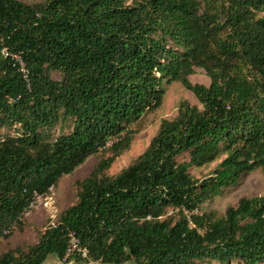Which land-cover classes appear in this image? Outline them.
Listing matches in <instances>:
<instances>
[{
  "label": "trees",
  "instance_id": "16d2710c",
  "mask_svg": "<svg viewBox=\"0 0 264 264\" xmlns=\"http://www.w3.org/2000/svg\"><path fill=\"white\" fill-rule=\"evenodd\" d=\"M260 13L264 0H0V51L18 54L28 71L25 79L0 54V240L36 195L112 141L75 181L76 201L37 243L1 253L0 264L60 261L69 230L87 248L86 263H264V194L222 217L197 212L264 166ZM194 68L208 85L189 80ZM173 81L199 105L181 101L147 148L107 176L130 146V126ZM217 160L204 179L189 172Z\"/></svg>",
  "mask_w": 264,
  "mask_h": 264
},
{
  "label": "rangeland",
  "instance_id": "374dc122",
  "mask_svg": "<svg viewBox=\"0 0 264 264\" xmlns=\"http://www.w3.org/2000/svg\"><path fill=\"white\" fill-rule=\"evenodd\" d=\"M27 4L41 2L42 0H21ZM260 16L264 13H260ZM54 79L59 78L57 72L52 73ZM189 80L192 83L209 84V77L201 68H194V72L189 75ZM164 95L161 104L152 110H148L144 115L130 127L135 131L131 135V143L127 150L123 151L115 158L111 166L107 169V176H115L123 168L127 167L139 154H141L148 146L151 138L157 132L160 122L163 119L174 118L177 114L178 105L181 101H187L190 104L199 105L197 99L192 92L185 89L181 83L173 81L164 83ZM57 130L53 131L55 135ZM112 144L109 141L105 149L90 156L84 163L77 167L72 173L61 176L55 186L36 201V207L31 209L27 215L21 218V224L14 225L11 229L10 237L5 240H0V254L8 249L19 248L26 249L27 246L37 243L40 234L51 224L55 222L58 215L67 207L72 205L77 199V190L75 181L82 180L88 176L92 168L98 163L101 158L107 157L110 152L108 147ZM188 156L182 154L178 160H187ZM219 160L209 163L201 167H190L189 172L197 179H204L212 173ZM264 194V166L258 167L251 172L243 173L236 183L222 189V191L202 204L197 212L213 213L216 217H222L225 210L229 206L237 204L239 199L243 197H253ZM46 202L51 203L53 212H49L44 207ZM187 213V212H186ZM174 214L169 209L167 215ZM57 258H49L45 264H59ZM69 264H103L98 261H88L87 263L79 258H74ZM123 264H131L130 262ZM202 264H226L213 262H203ZM227 264H241L239 261H232ZM264 264V263H258Z\"/></svg>",
  "mask_w": 264,
  "mask_h": 264
},
{
  "label": "built area",
  "instance_id": "2783aa9c",
  "mask_svg": "<svg viewBox=\"0 0 264 264\" xmlns=\"http://www.w3.org/2000/svg\"><path fill=\"white\" fill-rule=\"evenodd\" d=\"M1 56L3 57H9L11 58L18 67V70L21 72L22 76L26 79L28 75V71L24 65V62L20 58L18 54L12 53L8 51L5 47L1 49L0 51ZM2 138H0V141ZM52 188V187H51ZM50 188V189H51ZM41 195H36L34 199L30 202L29 206L27 209L23 212V215H27L31 209H34L36 207V201L39 200ZM44 207L49 210V212H53L52 205L49 202H46L44 204ZM51 224L53 225L54 222L52 221ZM9 230L5 231L7 233ZM68 237V244L65 252V256L63 257L62 260H60L59 264H69L74 258H81L85 259L88 258V251L87 248L83 245H81L79 238L76 236L74 231L69 230L67 233Z\"/></svg>",
  "mask_w": 264,
  "mask_h": 264
},
{
  "label": "crops",
  "instance_id": "0c3cea01",
  "mask_svg": "<svg viewBox=\"0 0 264 264\" xmlns=\"http://www.w3.org/2000/svg\"><path fill=\"white\" fill-rule=\"evenodd\" d=\"M54 258V257H53Z\"/></svg>",
  "mask_w": 264,
  "mask_h": 264
}]
</instances>
